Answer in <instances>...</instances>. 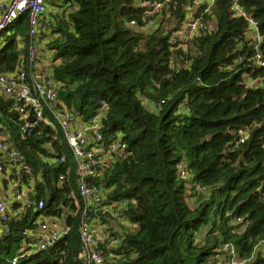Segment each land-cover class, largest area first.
<instances>
[{
  "label": "trees",
  "instance_id": "obj_1",
  "mask_svg": "<svg viewBox=\"0 0 264 264\" xmlns=\"http://www.w3.org/2000/svg\"><path fill=\"white\" fill-rule=\"evenodd\" d=\"M232 1L215 0L206 14L198 6L194 17L207 29L185 51L169 38L193 0L50 2L59 11L47 20L43 49L51 53L58 107L87 122L105 105L102 137L122 145L89 178L121 218L92 214L108 231L97 242L102 264H216L223 244L236 248L242 264H264V67L250 61L257 50L264 59V0H238L256 20L258 46ZM155 3L160 11L149 15ZM155 16V29L145 31ZM27 28L24 15L0 32V75L29 73ZM22 123L12 99L0 96V134H9L31 168L26 180H34L33 203L14 202L0 233V264H83L84 199L70 147L45 123L22 138ZM50 143L67 164L54 161ZM44 217L69 232L35 251Z\"/></svg>",
  "mask_w": 264,
  "mask_h": 264
},
{
  "label": "built area",
  "instance_id": "obj_2",
  "mask_svg": "<svg viewBox=\"0 0 264 264\" xmlns=\"http://www.w3.org/2000/svg\"><path fill=\"white\" fill-rule=\"evenodd\" d=\"M194 5L187 10L186 17L179 28L175 29L170 35L169 41L174 49L186 50L190 42L198 35L203 34L207 26L200 17H194L198 6H203L202 14L209 13L215 0H193ZM51 0H2L0 1V32L6 30L19 17L26 15L29 36L31 42L28 45V66L30 71L23 68L11 71L10 73L0 75V96L5 99H12L14 109L19 113L22 125L20 126L21 137L24 138L31 130L40 123L52 125L55 129L58 127L64 140L68 143L72 157L75 160L76 175L78 176V194L84 199L80 231V249L79 254L83 264H102V251L97 247L98 239L93 234L91 228L92 214L106 216L110 215L113 220L120 221V215L113 207L103 205L101 190L90 184L89 178L92 168L101 163L104 159L110 158L113 153L122 150L119 140L105 143L100 132L103 113L105 107L94 115L87 122H83L75 114L66 112L58 107L55 88L52 81L49 61L41 62V42L45 33L42 26V18L46 14L47 7ZM161 4L155 3L154 9L149 15L158 13ZM231 10L234 16L246 21L248 28L245 33L246 38L258 46L261 42L256 25V20L242 7L238 0H233ZM158 23V16L147 19L143 26L145 31L155 29ZM131 22L130 25H133ZM238 57L235 61H240ZM249 60V58H248ZM250 61L259 67H264L263 54L260 50L250 58ZM32 115L33 120L28 117ZM56 124V125H55ZM245 133H239L240 142H243ZM48 151L53 155L55 162L67 164L65 154L57 149L53 144L48 145ZM68 171V169L66 170ZM179 173L184 176L185 173L180 168ZM31 175V168L27 161L22 157L11 141L9 134H0V181L5 182L6 188L0 189V232L6 222L12 216V205L14 202H20L23 206L29 207L33 201L28 198L29 193L33 196V183L27 181ZM60 179L66 180V174L59 175ZM3 185V184H2ZM1 188V186H0ZM72 196V194H71ZM44 205L43 200H39L37 208L41 209ZM59 220L54 218L43 220L38 219V229L43 232L39 238L36 250L51 248L55 243L67 235L68 227L63 223L59 226ZM29 236L33 235L27 232ZM115 241V239L113 240ZM33 251L29 255H31ZM17 257L13 259L15 263ZM243 260L239 258L236 248L231 245L223 244L220 248L216 264H242Z\"/></svg>",
  "mask_w": 264,
  "mask_h": 264
},
{
  "label": "crops",
  "instance_id": "obj_3",
  "mask_svg": "<svg viewBox=\"0 0 264 264\" xmlns=\"http://www.w3.org/2000/svg\"><path fill=\"white\" fill-rule=\"evenodd\" d=\"M0 1H2V0H0ZM59 11V9L58 8H56V7H54L53 5H51L50 3H49V5H48V7H47V11H46V14L43 16V18H42V20H41V22H42V26L44 27V30H45V33H44V37H43V40H42V42H41V51L43 52L42 53V58H41V62H47V61H50V57H51V53L49 52V51H45V49H43L44 47V45L46 44V42H47V38H48V36L46 35L47 34V20H49L51 17H50V13H55V12H58ZM3 184V185H2ZM0 186H1V188L0 189H5L6 188V185H5V182H3V181H0ZM28 195V194H27ZM57 223L59 224V226H63V222L62 221H57ZM91 226H92V230L94 231V234H95V236H96V239H104L105 237H106V235H107V232L108 231H105L103 228V226L102 225H100V224H96V223H92L91 224ZM37 232L38 233H34V235H36L37 237L40 235V236H42L43 235V232H41L39 229L37 230ZM31 236H33V235H31ZM39 239V238H38Z\"/></svg>",
  "mask_w": 264,
  "mask_h": 264
},
{
  "label": "water",
  "instance_id": "obj_4",
  "mask_svg": "<svg viewBox=\"0 0 264 264\" xmlns=\"http://www.w3.org/2000/svg\"><path fill=\"white\" fill-rule=\"evenodd\" d=\"M28 120L29 121H32L33 120V116L32 115H30L29 117H28ZM32 195H31V193H29L28 194V198L30 199V200H32ZM1 235H5L6 233H7V227L6 226H3L2 228H1Z\"/></svg>",
  "mask_w": 264,
  "mask_h": 264
},
{
  "label": "bare ground",
  "instance_id": "obj_5",
  "mask_svg": "<svg viewBox=\"0 0 264 264\" xmlns=\"http://www.w3.org/2000/svg\"><path fill=\"white\" fill-rule=\"evenodd\" d=\"M92 175H90V178H91ZM91 184V183H90ZM104 196V195H103ZM104 205V204H103ZM107 216V215H106ZM122 217V216H121ZM109 218V217H108ZM111 219V218H110ZM115 236V234H114ZM109 237V236H108ZM113 237V236H112ZM80 240V239H79ZM118 241V240H117ZM99 244V243H98ZM98 246V245H97ZM112 247V246H111ZM100 248V247H99ZM104 261V260H103Z\"/></svg>",
  "mask_w": 264,
  "mask_h": 264
},
{
  "label": "rangeland",
  "instance_id": "obj_6",
  "mask_svg": "<svg viewBox=\"0 0 264 264\" xmlns=\"http://www.w3.org/2000/svg\"><path fill=\"white\" fill-rule=\"evenodd\" d=\"M181 176V175H180ZM181 177H184V176H181ZM202 235V234H201Z\"/></svg>",
  "mask_w": 264,
  "mask_h": 264
}]
</instances>
